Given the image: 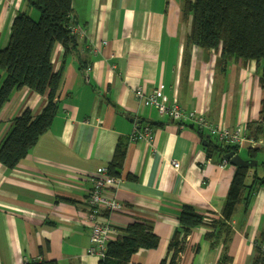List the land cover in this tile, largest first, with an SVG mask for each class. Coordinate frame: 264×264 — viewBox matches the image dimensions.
<instances>
[{"label": "crops", "instance_id": "0c3cea01", "mask_svg": "<svg viewBox=\"0 0 264 264\" xmlns=\"http://www.w3.org/2000/svg\"><path fill=\"white\" fill-rule=\"evenodd\" d=\"M182 4L71 0L77 46L62 58L57 44L52 55L53 70H61L58 112L14 168L0 163V264H98L88 253L90 228L83 213L96 170L108 166L118 141L126 143L119 173L123 182L107 194L123 208L103 211L104 216L120 230L135 221L148 222L159 238L157 247L136 251L132 264H160L164 259L168 264L182 204L207 221L220 216L234 165L223 164L216 155L208 158L204 146L214 137L206 129L201 135L189 122L181 128L143 105L134 89L142 85L149 93L160 86L168 101L202 113L220 128H244L247 133L246 124L259 119L264 100L258 79L264 60H230L221 70L220 46L205 50L187 43L190 16L183 15ZM21 12L39 16L25 0H0V49ZM45 102L44 95L28 87L14 90L0 109V142L15 116L26 108L38 114ZM136 122L152 128L151 142L130 140ZM248 146L239 147L244 159ZM254 147L264 162V138L254 141ZM257 172L263 173L261 166ZM230 226L226 252L233 264H252L257 243L264 244V185L254 191L244 217L242 204L235 208ZM209 230L203 224L186 236L177 264L218 261L223 246L220 241L210 245L205 239Z\"/></svg>", "mask_w": 264, "mask_h": 264}, {"label": "trees", "instance_id": "16d2710c", "mask_svg": "<svg viewBox=\"0 0 264 264\" xmlns=\"http://www.w3.org/2000/svg\"><path fill=\"white\" fill-rule=\"evenodd\" d=\"M25 1L39 11V16L34 19L26 13H18L12 21L7 45L0 49V109L14 90L24 86L44 95L46 102L38 114L26 108L11 120L9 130L0 142V163L8 169L14 168L26 156L40 135L48 130L58 112L61 70H53L55 46H62V58L73 53L77 46V34L71 30V0ZM182 11L185 17L190 16L187 43L205 50L220 46L218 65L221 70L230 60H264V0H183ZM258 79L264 88V64ZM246 129L253 141L264 138V100L261 102L259 119L248 122ZM198 132L202 135L200 130ZM206 142L204 147L208 158L216 155L218 161H222L228 152L239 153L238 145L224 144L210 138ZM125 150L126 143L118 141L107 166L111 175L119 176ZM258 151L259 148L247 147L248 159L257 160L255 166L234 165L219 217L207 221L192 206L181 205L177 217L178 228L168 245V252H171L168 264H177L186 236L203 224L210 228L205 234L210 245L213 247L220 241L223 246V253L215 264H233L226 252L233 233L230 226L233 213L242 204L244 217L254 191L264 185V162L257 159ZM259 166L262 167V174L257 172ZM58 199L72 202L65 197ZM121 232V237L107 244L105 257L99 259L98 264H132L131 256L136 251L155 248L159 242L152 224L145 221H135ZM261 244V241L257 243V254L252 264L264 263ZM165 262L164 259L160 264ZM26 264L57 262L32 260Z\"/></svg>", "mask_w": 264, "mask_h": 264}, {"label": "built area", "instance_id": "2783aa9c", "mask_svg": "<svg viewBox=\"0 0 264 264\" xmlns=\"http://www.w3.org/2000/svg\"><path fill=\"white\" fill-rule=\"evenodd\" d=\"M71 30L76 33V26L72 24ZM134 95L143 105L154 109L159 115L171 119L181 128L189 122L194 124L200 131L206 129L207 133L220 143L238 145L239 147L248 144L254 147V141L248 137L244 128L227 130L213 125L208 122L202 113H196L192 109L186 110L178 103L168 101L160 86L147 93L144 87L139 85L134 89ZM152 139L153 134L150 126L141 127L137 122L134 124L133 131L130 134L131 141L146 140L151 142ZM227 162L225 158L222 160L223 164ZM171 163L174 169H178V161L173 160ZM96 174L98 176H95L92 180L83 214L90 228L88 253L101 259L105 257L107 244L122 236V230L110 224L104 214L106 211H119L123 208L116 197L107 194V190L118 187L123 182V178L111 175L107 166L97 168ZM262 248L264 249V244Z\"/></svg>", "mask_w": 264, "mask_h": 264}, {"label": "water", "instance_id": "95a60500", "mask_svg": "<svg viewBox=\"0 0 264 264\" xmlns=\"http://www.w3.org/2000/svg\"><path fill=\"white\" fill-rule=\"evenodd\" d=\"M224 158L232 165H247L252 167L257 164L256 160L244 159L238 153L232 151L224 154Z\"/></svg>", "mask_w": 264, "mask_h": 264}, {"label": "rangeland", "instance_id": "374dc122", "mask_svg": "<svg viewBox=\"0 0 264 264\" xmlns=\"http://www.w3.org/2000/svg\"><path fill=\"white\" fill-rule=\"evenodd\" d=\"M34 11H35V10H34ZM38 13H39V12H38ZM32 18H34V19H35L36 17H33V16H32Z\"/></svg>", "mask_w": 264, "mask_h": 264}]
</instances>
